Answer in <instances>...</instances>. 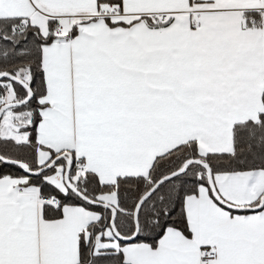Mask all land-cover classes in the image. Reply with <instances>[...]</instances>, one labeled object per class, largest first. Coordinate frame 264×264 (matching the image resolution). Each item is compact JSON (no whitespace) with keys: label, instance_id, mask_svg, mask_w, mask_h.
Segmentation results:
<instances>
[{"label":"snow or ice","instance_id":"6c2138e0","mask_svg":"<svg viewBox=\"0 0 264 264\" xmlns=\"http://www.w3.org/2000/svg\"><path fill=\"white\" fill-rule=\"evenodd\" d=\"M0 264H264V0H0Z\"/></svg>","mask_w":264,"mask_h":264}]
</instances>
